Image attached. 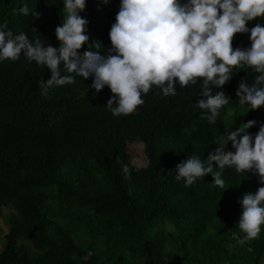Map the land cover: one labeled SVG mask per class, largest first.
<instances>
[{"label": "trees", "instance_id": "16d2710c", "mask_svg": "<svg viewBox=\"0 0 264 264\" xmlns=\"http://www.w3.org/2000/svg\"><path fill=\"white\" fill-rule=\"evenodd\" d=\"M24 3L28 15L19 11ZM119 7L120 0H86L80 14L89 22V41L81 53L95 42L101 48L92 50L101 53L112 46ZM65 17L63 0H0V23L45 46L59 47L55 29ZM241 40L236 33L233 47L246 48ZM61 67L74 82L45 96L40 81L50 69L23 53L0 61V214L13 198L19 206L0 264H264V226L239 243L240 198L261 185L256 173L226 169L221 188L211 176L192 185L177 180L167 169L171 156L149 153V165L134 164L128 148L134 139L178 140L158 129V90L143 94L134 112L114 115L107 85L98 91L92 76ZM242 67L238 79L254 82L250 67Z\"/></svg>", "mask_w": 264, "mask_h": 264}, {"label": "clouds", "instance_id": "9594fccd", "mask_svg": "<svg viewBox=\"0 0 264 264\" xmlns=\"http://www.w3.org/2000/svg\"><path fill=\"white\" fill-rule=\"evenodd\" d=\"M63 4L66 17L55 29L59 47L0 23V61L23 53L50 69L51 77L40 81L45 96L53 86L74 82L73 75H61L63 62L67 73L92 76L96 90L111 89L115 95L107 105L114 115L134 112L143 94L158 90V129L176 133L178 140L134 139L128 148L147 160L139 166L150 164L149 153L171 156L173 167L167 169L177 180L192 185L211 176L221 188L226 169L256 173L261 185L240 198L238 227L244 235L239 243L258 237L264 226V0H120L109 31L112 46L103 53L92 50L101 48L97 42L79 51L89 41V22L80 14L86 0ZM19 11L30 13L26 3ZM238 32L246 48L233 47ZM243 65L250 67L254 82L238 79ZM247 106L261 118L245 111ZM230 122L242 124L232 129ZM122 169L129 173V164ZM3 206L0 251L10 233V215L19 210L15 198ZM91 255L89 250L84 259Z\"/></svg>", "mask_w": 264, "mask_h": 264}, {"label": "rangeland", "instance_id": "374dc122", "mask_svg": "<svg viewBox=\"0 0 264 264\" xmlns=\"http://www.w3.org/2000/svg\"><path fill=\"white\" fill-rule=\"evenodd\" d=\"M129 151L130 153L132 154L133 156V162L137 165H140V166H143L144 164H146L147 160L146 158L144 157V155L142 154V152H140L138 149L136 148H129ZM9 209H5V214H4V218L3 220L1 219V225L3 226V223L6 225L7 223V215L9 213ZM2 243V240L0 239V244ZM99 244L100 245V242H96L95 245ZM0 248H1V245H0Z\"/></svg>", "mask_w": 264, "mask_h": 264}]
</instances>
